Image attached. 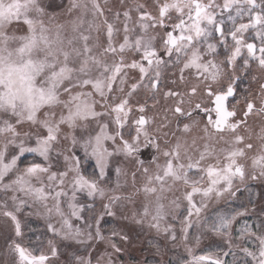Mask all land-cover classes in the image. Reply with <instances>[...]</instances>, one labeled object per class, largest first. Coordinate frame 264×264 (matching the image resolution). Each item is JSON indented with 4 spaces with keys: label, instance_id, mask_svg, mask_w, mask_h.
<instances>
[{
    "label": "snow or ice",
    "instance_id": "obj_1",
    "mask_svg": "<svg viewBox=\"0 0 264 264\" xmlns=\"http://www.w3.org/2000/svg\"><path fill=\"white\" fill-rule=\"evenodd\" d=\"M0 264H264V0H0Z\"/></svg>",
    "mask_w": 264,
    "mask_h": 264
}]
</instances>
